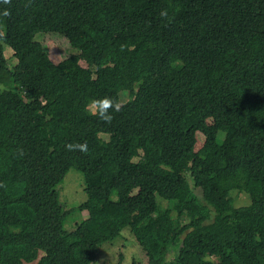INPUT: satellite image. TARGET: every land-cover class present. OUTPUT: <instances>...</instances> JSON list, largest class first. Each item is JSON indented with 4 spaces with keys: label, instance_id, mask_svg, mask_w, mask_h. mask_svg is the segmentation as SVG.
Returning a JSON list of instances; mask_svg holds the SVG:
<instances>
[{
    "label": "trees",
    "instance_id": "16d2710c",
    "mask_svg": "<svg viewBox=\"0 0 264 264\" xmlns=\"http://www.w3.org/2000/svg\"><path fill=\"white\" fill-rule=\"evenodd\" d=\"M0 19V264H91L126 227L146 264H264V0H0ZM37 33L90 43L89 65Z\"/></svg>",
    "mask_w": 264,
    "mask_h": 264
},
{
    "label": "rangeland",
    "instance_id": "374dc122",
    "mask_svg": "<svg viewBox=\"0 0 264 264\" xmlns=\"http://www.w3.org/2000/svg\"><path fill=\"white\" fill-rule=\"evenodd\" d=\"M5 25L3 19H0V32L4 34ZM35 39L38 41H46L48 48L49 58L57 63L64 58L71 56L72 54H77L79 56V62L82 66L86 67L89 65L90 57L93 53L94 46L90 43L82 45L77 48H72L66 38L46 39L43 33H37ZM4 55L6 57L8 66L10 68H17V59L13 55V50L9 46H4ZM9 86L11 84L8 82ZM5 82H0V88H7L8 86ZM54 94L61 92L59 87L52 89ZM121 102H125L128 96V88L121 87ZM94 107V106H93ZM92 111L93 108H90ZM186 119L188 123H193L195 118L193 115H187ZM102 139H106V134H99ZM204 137L200 132H196V144L195 149L197 150L203 144ZM58 198L64 203L66 209H72L77 207L80 202L85 200V193L83 187V177L81 173L75 170H69L66 174L63 182L58 187ZM249 197L244 196L243 193L234 194V204L236 206L247 204ZM84 218V213L80 214L72 211L66 220V228L70 229L75 224ZM74 223V224H73ZM73 224V225H72ZM119 236L115 239L107 242H103L100 245L98 251L97 259L91 264H146L147 257L145 252L140 247L135 237L129 231V228H124ZM169 255L167 258H171Z\"/></svg>",
    "mask_w": 264,
    "mask_h": 264
},
{
    "label": "clouds",
    "instance_id": "9594fccd",
    "mask_svg": "<svg viewBox=\"0 0 264 264\" xmlns=\"http://www.w3.org/2000/svg\"><path fill=\"white\" fill-rule=\"evenodd\" d=\"M105 107H107V104H105ZM80 147H81V149L83 150V148H84V145H81Z\"/></svg>",
    "mask_w": 264,
    "mask_h": 264
}]
</instances>
